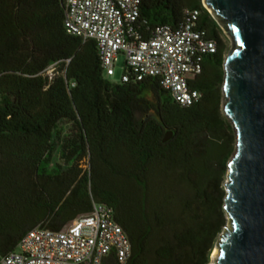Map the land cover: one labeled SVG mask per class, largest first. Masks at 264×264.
<instances>
[{"label": "trees", "instance_id": "1", "mask_svg": "<svg viewBox=\"0 0 264 264\" xmlns=\"http://www.w3.org/2000/svg\"><path fill=\"white\" fill-rule=\"evenodd\" d=\"M139 1V30L197 11L196 29L215 41L189 83L193 105L157 78L110 83L96 43L65 32L64 0H0V259L28 231H60L94 202L127 236L126 264L209 263L234 150L220 111L225 38L202 0Z\"/></svg>", "mask_w": 264, "mask_h": 264}, {"label": "built area", "instance_id": "2", "mask_svg": "<svg viewBox=\"0 0 264 264\" xmlns=\"http://www.w3.org/2000/svg\"><path fill=\"white\" fill-rule=\"evenodd\" d=\"M139 6V0H64L63 27L68 35L96 43L105 77L120 67L122 83L157 78L175 102L193 105L200 94L189 83L201 74L204 57L215 53V41L196 29L197 11H186L175 28L141 31ZM52 71L49 66L46 74ZM130 251L111 209L92 202L88 214L60 231H28L0 264H126Z\"/></svg>", "mask_w": 264, "mask_h": 264}, {"label": "water", "instance_id": "3", "mask_svg": "<svg viewBox=\"0 0 264 264\" xmlns=\"http://www.w3.org/2000/svg\"><path fill=\"white\" fill-rule=\"evenodd\" d=\"M230 49L222 111L234 132L213 264H264V0H202ZM149 117V116H147ZM172 137L166 132L163 143Z\"/></svg>", "mask_w": 264, "mask_h": 264}, {"label": "rangeland", "instance_id": "4", "mask_svg": "<svg viewBox=\"0 0 264 264\" xmlns=\"http://www.w3.org/2000/svg\"><path fill=\"white\" fill-rule=\"evenodd\" d=\"M224 38H225V37H224ZM225 43H226L227 49H226V52H225V54H224V58L226 57V55H227V53H228V51H229V49H230V47H231L230 42L228 41L227 38H225ZM122 60H123V58H122V57H119V64L122 62ZM121 75H122V70L120 69V67H116V68H115V74H114V76H112V77H106V78H107V80H108L110 83H112V84H118V83L120 82ZM144 95L147 96V97L150 96V95H148L147 93H145ZM222 105H223V103H222V94H221L220 111H221V114H222L223 118L226 120V118L224 117L223 111H222ZM226 122L229 124V122H228L227 120H226ZM229 125H230V124H229ZM66 129L68 130L67 127H66ZM230 132H231V136H232V139H233V143H235V140H234V132H233L232 128H231V131H230ZM233 149H234V148H233ZM233 151H234V150H233ZM83 168L86 169L87 166L84 165ZM225 180H226V176L224 177L223 184H224ZM225 217H226V215H225ZM227 226H228V223H227V221H226L225 227H227ZM225 227L223 228L222 232L224 231ZM222 232H221V233H222ZM221 233H220V234H221ZM220 234H219V235H220ZM217 240H218V239H217ZM216 243H217V241H216ZM216 243H215V245H214V247H213V249H212V252H211V254H210V258H209V263H208V264H213L214 258H215V256H216V255H214V251L216 250Z\"/></svg>", "mask_w": 264, "mask_h": 264}, {"label": "bare ground", "instance_id": "5", "mask_svg": "<svg viewBox=\"0 0 264 264\" xmlns=\"http://www.w3.org/2000/svg\"><path fill=\"white\" fill-rule=\"evenodd\" d=\"M216 254H217V250L214 251V255H216Z\"/></svg>", "mask_w": 264, "mask_h": 264}]
</instances>
